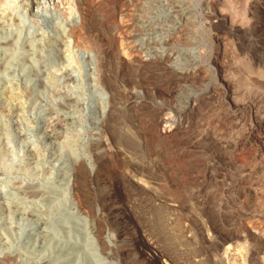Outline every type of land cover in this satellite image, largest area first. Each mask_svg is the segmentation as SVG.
Returning a JSON list of instances; mask_svg holds the SVG:
<instances>
[{
  "label": "rangeland",
  "instance_id": "obj_1",
  "mask_svg": "<svg viewBox=\"0 0 264 264\" xmlns=\"http://www.w3.org/2000/svg\"><path fill=\"white\" fill-rule=\"evenodd\" d=\"M140 1L0 0V44L14 39L26 47L28 41L45 45L62 39L60 55L48 66L54 90H24L27 77L13 83L11 113L0 125V264L20 261L25 233L33 250L41 251L45 245L37 237L52 233L48 223L57 219L55 232L78 239V249L85 246L84 235L94 239L96 254L79 257L91 264H264V106L251 104L254 93L264 94V0H227L236 14L232 26L228 20L212 25L221 18L219 7L227 6L224 0ZM151 18H166L168 24L136 27ZM84 21L93 29L80 37ZM172 23L179 26L177 43H160ZM69 26L79 37L66 34ZM87 37L96 45L83 46ZM217 40L233 47L228 56L217 51L224 64L212 79L203 73L214 68L211 47ZM122 46L129 55L119 53ZM243 62L254 70L248 76L250 97L239 104L243 110L234 111L222 88L246 74ZM95 79L107 94L104 116ZM63 101L74 103L76 113L59 110ZM70 119L77 120L78 157L70 174L85 167L82 181L74 175L61 181L60 169L70 159L62 152L63 133L47 138ZM31 184L37 193L53 189L57 201L64 190L70 192L41 227L34 214L44 210L39 197L21 191ZM8 241H13L9 254L3 251Z\"/></svg>",
  "mask_w": 264,
  "mask_h": 264
},
{
  "label": "bare ground",
  "instance_id": "obj_2",
  "mask_svg": "<svg viewBox=\"0 0 264 264\" xmlns=\"http://www.w3.org/2000/svg\"><path fill=\"white\" fill-rule=\"evenodd\" d=\"M136 2H138V1H140V0H135ZM163 1V0H162ZM169 1V0H168ZM224 1H226V2H224V3H226L227 4V6L225 7H223V8H220L219 7V9H221L220 10V12H221V18L218 20V21H216L215 23L213 22V24L212 25H215V24H221V22H219V21H226V20H228V22L227 23H229V24H231V26L233 25V24H235L236 23V14H235V12H234V9H233V5H231V3L229 2H227V0H224ZM133 2H134V0H133ZM135 2V3H136ZM141 2V1H140ZM154 2V1H153ZM156 2V1H155ZM161 2V1H160ZM182 2V1H181ZM220 3V2H219ZM165 4V3H164ZM170 4V3H169ZM146 5V4H145ZM144 6V5H143ZM185 6V5H184ZM219 6V5H218ZM221 6H223V5H221ZM139 7V6H138ZM147 7V6H146ZM156 7H157V5H156ZM174 7V6H173ZM150 8H152V6L150 7ZM154 8V7H153ZM167 8V7H166ZM171 8V7H170ZM134 9V8H133ZM157 9H160L159 7L157 8ZM156 9V10H157ZM174 9V8H173ZM233 9V10H232ZM243 9V8H242ZM242 9H241V11H242ZM125 10V9H124ZM135 10H138V9H135ZM149 10V9H148ZM147 10V11H148ZM152 10V9H151ZM155 10V9H154ZM155 10V11H156ZM127 11V10H126ZM143 11V10H142ZM141 11V12H142ZM154 11V12H155ZM139 12H140V10H139ZM140 12V13H141ZM173 12V11H172ZM137 13V12H136ZM140 13H138V14H140ZM150 13H152V12H150ZM181 13V12H180ZM186 13V12H185ZM189 13H191V12H189ZM237 13H238V11H237ZM143 14V13H142ZM141 14V15H142ZM153 14V13H152ZM174 14V13H173ZM159 15H161V14H159ZM192 15V14H191ZM145 16V15H144ZM158 16V15H157ZM156 16V17H157ZM139 17V16H138ZM142 17V16H141ZM148 17H149V15H148ZM193 17V16H192ZM153 18V17H152ZM148 19V20H146V21H143L142 23H140V24H138L136 27L137 28H139V30H142L143 28H147V27H150V26H153V25H155V26H166V23L168 22H165V20H166V18H160V19H157V18H155V19ZM243 18V17H242ZM146 19V18H145ZM138 20V19H137ZM143 20V19H142ZM141 20V21H142ZM173 20V19H172ZM239 20V19H238ZM245 20V19H244ZM87 21V20H86ZM181 21V20H180ZM191 21V20H190ZM195 21V20H194ZM224 21V22H225ZM242 21V20H241ZM136 22V21H135ZM225 22V23H226ZM239 22V21H238ZM136 23H139V22H136ZM183 23V22H182ZM185 23H186V21H185ZM188 23V22H187ZM83 24V26H81V28H80V32H79V36L81 37L82 35L81 34H83L84 36L85 35H88L89 33L88 32H90V31H92L91 29H93V28H91L92 26L90 25V23H88V22H83L82 23ZM168 24V23H167ZM173 24V26H171V27H169V26H167V29H165V31L162 33L161 32V34H160V43L161 42H165L166 44H168L169 42L170 43H172L171 41H174L175 43H177L176 42V29L177 28H179V26H176L175 25V23H172ZM243 24H244V21H243ZM246 24H247V22H246ZM134 25V24H133ZM178 25V24H177ZM182 25V24H181ZM190 25H191V23H190ZM242 25V24H241ZM248 25V24H247ZM216 26V25H215ZM243 26V25H242ZM249 26V25H248ZM133 27V26H132ZM230 27V26H229ZM91 28V29H90ZM151 28V27H150ZM192 28H193V26H192ZM232 28V27H231ZM76 29V28H75ZM75 29H73L72 28V26H69V29H67V33L66 34H68V35H72L73 37H74V35L75 36H78V35H76V34H78V33H76V34H74L75 33ZM134 29H135V27H134ZM182 29V28H181ZM189 29V28H188ZM191 29V28H190ZM190 29H189V32H190ZM198 29V28H197ZM63 30V29H62ZM133 30V29H132ZM151 30V29H150ZM185 30V29H184ZM114 31V30H113ZM196 31V30H195ZM195 31H193V33L195 32ZM191 32H192V30H191ZM190 32V33H191ZM88 33V34H87ZM188 33V32H187ZM190 33H189V35H190ZM196 33V32H195ZM198 33V32H197ZM134 34V33H133ZM192 34V33H191ZM188 35V36H189ZM197 35V34H196ZM78 36V37H79ZM133 36V35H132ZM182 36V35H181ZM191 36V35H190ZM59 37H61V36H59ZM193 37V36H192ZM35 38V37H34ZM65 38V37H64ZM70 38H72L71 36H70ZM83 38V37H82ZM134 38V37H133ZM188 38H191V37H188ZM0 39H1V34H0ZM4 39V38H3ZM11 39V38H10ZM28 39V38H27ZM75 39V38H74ZM73 39V40H74ZM77 39V38H76ZM85 39V38H84ZM91 39H93V38H88L87 37V40H82V42H85V43H82V45L83 46H90V45H93V46H95L96 45V40L95 41H92ZM127 39V38H126ZM135 39V38H134ZM146 39V38H145ZM150 39V38H149ZM62 39H60V38H53L49 43H47V44H45V45H35L33 42H29L28 41V44H26V47L24 46V47H19L18 45H17V40H14V39H12V41H4L2 44H0V125H1V129H2V126H3V122H4V118L6 117V115H7V117H8V114H10L11 113V107H10V97H11V93H10V91L12 90V86H14V84L13 83H18V84H22V82L20 81V80H22L23 78H25V77H27L26 79H27V82L25 83L24 82V84H22V86L25 88L24 90H27L26 88L27 87H29V89H31L32 87H40V88H38V89H41V90H45V91H51L53 88H54V86H55V81L53 80V79H49L50 77H51V75L49 76V78H48V76L47 75H49L48 74V66L52 63V62H54L55 61V59H57V57H58V54H59V50H61L62 49V42H60ZM138 40V39H137ZM78 42V41H77ZM80 42V41H79ZM78 42V43H79ZM146 42V41H145ZM188 42V41H187ZM1 43V42H0ZM75 43V42H74ZM149 43V42H148ZM164 43V44H165ZM182 43V42H181ZM195 43V42H194ZM36 44H37V42H36ZM76 44V43H75ZM138 44V43H137ZM230 44V43H229ZM135 45V44H134ZM144 45V44H143ZM180 45V44H179ZM141 46V45H140ZM185 46V45H184ZM204 46V45H203ZM214 47L212 48L211 47V51L209 50V54H210V52H211V61H213V66L212 67H214L213 69L211 68V69H208L207 67H206V69L204 70L205 72L203 73V74H205V76L206 77H209V78H215L216 79V77L217 76H219V74H221V72L219 71V69H218V64L220 63H223L224 62V60H222L221 61V58L219 59V57H218V52L219 51H221V53L222 54H227V53H225V52H227V50H229V48L231 49V44L230 45H228V43L226 44V43H220V42H218V40L214 43V45H213ZM76 47H77V45H76ZM121 47V46H120ZM119 47V48H120ZM123 47V46H122ZM150 47V46H149ZM195 47V46H194ZM233 47V46H232ZM237 47V46H236ZM97 48V47H96ZM128 48V47H127ZM175 48V47H174ZM187 48V47H186ZM193 48V47H192ZM238 48V47H237ZM95 49V48H94ZM102 49V48H101ZM138 49V48H137ZM143 49V48H142ZM196 49V48H195ZM195 49H193V50H195ZM201 49H203V48H201ZM87 50V49H86ZM90 50H92V49H90ZM98 50V49H97ZM185 50V49H184ZM188 50H190V49H188ZM192 50V49H191ZM192 50V51H193ZM99 51V50H98ZM117 51V50H116ZM115 51V52H116ZM129 51V50H128ZM127 50H126V48H121V50H120V52L119 53H122L123 55L124 54H128L129 55V52H128ZM186 51H187V49H186ZM185 51V52H186ZM200 51V50H199ZM204 51V49L203 50H201V52H203ZM218 51V52H217ZM231 51V50H230ZM194 52V51H193ZM233 52H234V50H233ZM133 53V52H132ZM186 53H189V51L188 52H186ZM204 53V52H203ZM101 54H102V52H101ZM118 54V53H117ZM116 54V55H117ZM183 54V53H182ZM202 54V53H201ZM60 55V54H59ZM130 55H136L135 53H133V54H130ZM138 55V54H137ZM154 55V54H153ZM235 55V54H234ZM138 56H140V55H138ZM188 56H190V55H188ZM193 56V55H192ZM197 56H199L200 57V55H197ZM226 56H228V54L226 55ZM238 56V55H237ZM117 57V56H116ZM131 57V56H130ZM129 57V58H130ZM225 57V56H224ZM231 57V56H230ZM99 58V57H98ZM103 58V57H102ZM105 58V57H104ZM118 58V57H117ZM141 58V57H140ZM167 58V57H166ZM185 58V57H184ZM227 58V57H226ZM225 58V59H226ZM229 58V57H228ZM227 58V59H228ZM234 59H236V58H234ZM100 60H101V58H100ZM109 60V59H108ZM128 60V59H127ZM133 60V59H132ZM140 60V59H139ZM158 60V59H157ZM229 60V59H228ZM227 60V61H228ZM237 60V59H236ZM171 61V60H170ZM195 61V60H194ZM230 61V60H229ZM162 62V61H161ZM166 62V61H165ZM235 62V61H234ZM212 63V62H211ZM245 63H247V62H243V64H244V66H243V69H244V71H245V73L246 74H242V75H235V77L233 76V78H234V83H230V84H225L226 86H224L223 88H222V92H223V94L225 95V96H229V97H226V98H228L227 100H225V103H226V106L227 107H232V110H234V111H237L238 109H241L242 107H240V103L242 102H244V100L245 99H248L247 100V102L249 101V92H250V86H249V75H250V73L252 72V71H254L249 65H247V64H245ZM136 64V63H135ZM164 64V63H163ZM224 64V63H223ZM222 64V65H223ZM240 64V63H239ZM99 65V64H98ZM97 65V66H98ZM131 65V64H130ZM208 65H210V64H208ZM132 66V65H131ZM130 66V67H131ZM169 66V65H168ZM99 67V66H98ZM98 67H96V68H98ZM163 68V67H162ZM210 68V67H209ZM135 69V68H134ZM200 69V68H199ZM98 70V69H97ZM157 70V69H156ZM181 70H182V68H181ZM256 71V70H255ZM181 74H183L184 72L183 71H179ZM190 72V71H189ZM203 72V71H202ZM202 72H201V74H202ZM258 71H256L255 73H257ZM177 73V72H176ZM187 73V72H186ZM255 73H253V74H255ZM259 73V72H258ZM257 73V74H258ZM66 74V73H65ZM198 74V73H197ZM237 74V73H236ZM240 74V73H239ZM263 74V73H262ZM184 75V74H183ZM256 75V74H255ZM65 76V75H64ZM67 76V75H66ZM185 76H187V75H185ZM193 76H195V75H193ZM198 76V75H197ZM204 76V75H203ZM204 76V77H205ZM249 76V77H248ZM253 76V75H252ZM170 77V76H169ZM178 77H180V76H178ZM222 77H224V76H222ZM54 78H55V76H54ZM101 79H102V77H100ZM183 78V77H182ZM188 78V77H187ZM202 78V77H201ZM200 78V79H201ZM25 79V80H26ZM203 79V78H202ZM205 79H207V78H205ZM211 79V80H212ZM215 79H214V81H215ZM232 79V78H231ZM171 80V79H170ZM63 81V80H62ZM95 81H96V83H95V90L97 91V94L101 97V100H103L104 99V101H103V103L102 104H105L104 106H103V110H102V113H101V115L102 116H104L106 113H107V103H106V99H107V94L105 93V91H104V88H103V85H102V82H101V80H99V79H95ZM72 82V81H71ZM196 82V81H195ZM199 82V81H198ZM201 82V81H200ZM199 82V83H200ZM64 83V82H63ZM107 83V82H106ZM203 83V82H202ZM212 83V82H211ZM13 84V85H12ZM17 84V85H18ZM104 84V83H103ZM109 84V83H108ZM219 84V83H218ZM57 85V84H56ZM106 85V84H105ZM59 86V85H58ZM111 86V85H110ZM220 86H222V85H220ZM253 86V85H252ZM63 87H64V85H63ZM218 87V86H217ZM21 88V87H20ZM55 88H57V87H55ZM213 88V87H212ZM221 88H220V90H219V93H220V91H221ZM22 89V88H21ZM54 90V89H53ZM254 90V89H253ZM256 90V89H255ZM44 91V92H45ZM59 91V90H58ZM12 92V91H11ZM30 92V91H29ZM33 92V91H32ZM56 92V91H55ZM216 92H217V90H216ZM26 93V92H25ZM5 94L7 95L6 97H5ZM45 94V93H44ZM47 94V93H46ZM45 94V95H46ZM255 94V100L256 101H253L251 104H253L254 102V104H253V106H255V107H259L260 105L261 106H264V94L262 93V91H260V92H256V93H254ZM49 95H50V93H49ZM63 95V94H62ZM223 95V96H224ZM56 96V95H55ZM246 97H248V98H246ZM254 96H253V94H252V98H253ZM12 98V97H11ZM65 97H63V99H64ZM251 98V99H252ZM13 99V98H12ZM251 99H250V101H251ZM58 100V99H57ZM56 100V101H57ZM12 101H14V100H12ZM61 101V100H60ZM78 102V101H77ZM105 102V103H104ZM60 103V102H59ZM63 103H64V101H63ZM62 103V104H63ZM241 103V104H242ZM250 103H249V105H250ZM65 104V105H64ZM63 105H64V107L63 106H61L60 107V109L59 110H63V108H68V109H70L71 111H74V113H76L75 111H77V110H75V104L74 103H64ZM245 104V103H244ZM263 104V105H262ZM56 105V104H55ZM57 106H59V105H57ZM54 108V107H53ZM248 108V107H247ZM227 109V108H226ZM244 109V106H243V108H242V110ZM255 109V108H254ZM253 109V110H254ZM261 110V109H260ZM250 111V110H249ZM255 111V110H254ZM239 112V111H238ZM257 112V111H256ZM258 112H259V110H258ZM262 112V111H261ZM14 113V112H13ZM73 113V112H72ZM254 113V112H253ZM238 114V113H237ZM241 114H242V111H241ZM249 114V113H248ZM59 115V114H58ZM58 115H56L57 117H58ZM79 117V116H78ZM67 118V117H66ZM74 118V117H73ZM64 119V118H63ZM76 119V118H75ZM61 120V119H60ZM59 120V121H60ZM2 121V122H1ZM68 121V120H67ZM77 121V120H76ZM76 121L74 120V122H73V120H71L70 119V122H66V121H64V124H67V126L66 125H59V130L58 129H55V130H50V133L49 134H47V138H50V140H52L53 138H59V136H60V134H62L63 136H61V137H63V139H64V141H63V146H62V152H63V150H65L66 151V153L68 154V156L67 157H69L70 159H68L69 161H67V164H66V166H64V167H60L61 169V175H63V177H61V176H59V177H61V181H63V180H67V182L69 181V179H70V176H73V175H71L70 174V171H72L71 169H74L75 167H73L74 165L73 164H75L78 160H77V156H76V152H75V150H74V142H75V134H74V126H76L75 124H76ZM61 122V121H60ZM66 122V123H65ZM54 126V125H53ZM66 126V128L64 129V131L65 132H61V131H63L62 130V128L63 127H65ZM261 126V125H260ZM56 127V126H55ZM5 129V128H4ZM3 129V130H4ZM53 129V128H52ZM49 131V130H48ZM47 131V132H48ZM46 132V133H47ZM76 132V131H75ZM123 135V134H122ZM78 136V135H77ZM61 137H60V139H61ZM52 138V139H51ZM250 138V137H249ZM49 140V141H50ZM77 140H78V138H77ZM57 142V141H56ZM234 142V141H233ZM59 144V143H58ZM54 145V144H53ZM53 145H52V147H53ZM58 147V146H57ZM38 151V150H37ZM34 152V151H33ZM61 152V153H62ZM65 153V152H64ZM31 154V153H30ZM79 154V153H78ZM2 158V157H1ZM29 158V157H28ZM30 159H32V158H30ZM0 161H3V160H0ZM69 162V163H68ZM26 164H28V166H30V163H32V161L30 160H27V162H25ZM21 164V163H20ZM79 164H80V162H79ZM1 165V164H0ZM73 165V166H72ZM78 165V164H77ZM83 165V164H82ZM75 166H76V164H75ZM80 166V165H79ZM79 166H77V167H79ZM2 167V166H1ZM72 167V168H71ZM76 167V168H77ZM81 168H78L77 170H76V175L77 176H79V180L80 181H82V180H84L85 179V177H87L86 176V171H85V167H83V166H80ZM73 172H75V169L72 171V173ZM88 173V172H87ZM77 176H75L74 175V177H76V178H78ZM87 179V178H86ZM77 181V180H76ZM79 181V182H80ZM22 182V181H21ZM24 182V181H23ZM23 184V183H22ZM58 185H59V182L57 183ZM70 184V183H69ZM75 184V183H74ZM81 184H82V182H81ZM32 185V184H31ZM42 185V184H41ZM83 185V184H82ZM10 186V185H9ZM16 186V185H15ZM33 186L34 185H32V187L31 186H29L28 188L27 187H25V188H22L21 189V191L22 192H24V193H28L29 194V196L32 198V197H34L35 198V196L36 197H39V199H38V201H39V203L42 205L41 207H42V209H44L42 212L41 211H35L34 212V214L36 215H34L33 214V216H35L36 217V224L35 225H37L38 227L40 226H43L45 223L47 224L48 222H46V221H48L46 218L47 217H51V218H53V216L56 214V213H58L59 212V210H60V208H63V206H62V204H59L58 203V201H61V200H64V202H67V200H68V195H69V191L68 190H64L61 194H60V199L57 201L56 200V197H55V193L53 192V189H51V188H49V187H46V190L45 189H43V190H39L40 191V193H37L38 191H35L36 189H34L33 188ZM38 186V185H37ZM62 186V185H61ZM72 186H73V184H72ZM77 186V185H76ZM42 187V186H41ZM82 187V186H81ZM64 188V187H63ZM79 188H80V186H79ZM83 188V187H82ZM11 189V188H10ZM14 189V188H13ZM18 191V190H17ZM16 191V192H17ZM73 191H74V189H73ZM15 192V193H16ZM20 192V191H19ZM18 193V192H17ZM18 196V195H17ZM16 196V197H17ZM22 196V195H21ZM71 196V195H70ZM15 197V198H16ZM23 197V196H22ZM18 198H19V196H18ZM4 200V199H3ZM36 201V200H35ZM15 202V201H14ZM21 202V201H20ZM25 202V201H24ZM16 203V202H15ZM32 204V203H31ZM77 204V203H76ZM76 204H72L73 205V209L75 208V210H76V208H78V205H76ZM36 205V204H35ZM66 205V204H65ZM17 206V205H16ZM22 206V205H21ZM75 206H77V207H75ZM27 207V206H26ZM25 207V208H26ZM40 207V208H41ZM69 207V206H68ZM38 208H39V206H38ZM39 208V209H40ZM65 208V207H64ZM69 208H71V207H69ZM17 209V208H16ZM22 209H23V207H22ZM13 210V209H12ZM229 210V209H228ZM66 211V210H65ZM22 212V211H21ZM20 212V213H21ZM68 213V212H67ZM11 214V213H10ZM14 214H15V212H14ZM30 215V214H29ZM6 216H7V214H6ZM43 217H46V218H44V219H46V221H44V219H43ZM7 218H8V216H7ZM6 219V218H5ZM78 219V218H77ZM54 221V220H53ZM84 221V220H83ZM5 222V221H4ZM58 223L59 224V220L57 219V221H54V223ZM76 222V221H75ZM54 223H52L51 222V224L49 225V223H48V229H49V232H52V233H48V231L46 232L47 234H44L43 236H41V238H40V236L39 237H37V239L39 238V241H41V242H43L44 244L43 245H45L44 246V248H41V251H38L37 253L33 250V246L32 245H30L28 242H27V240H28V234L27 233H25L24 234V236H23V239H22V245L24 246V251H23V254L21 255V254H19L18 252L20 251H18V249L16 248L14 251L15 252H17L19 255H21L19 258H18V260L20 259V261H18L17 262V264H40L39 262H36V261H40V259H39V257H41V256H44L45 257V259L47 258V263H44L45 261H43V263L41 262V264H71L72 263V260H71V255H73V254H75V253H77L76 254V256H78V258L76 259V260H74L73 261V263L74 264H91V263H89V261L87 260V258H86V260L88 261H86L85 259H79V257H81V255L80 254H85V253H88L89 252V255L91 254H96V246H95V243L93 242L94 241V239H91V237L89 236V234H86V233H84V234H86V235H84V237H83V242L85 243V246H83L82 244V248H77V246H78V239L77 240H72V237H71V235H69L68 233L67 234H59V233H56L55 232V229H54ZM3 224V223H2ZM34 224V223H33ZM16 225V224H15ZM79 225V224H78ZM80 226V225H79ZM15 227V226H14ZM45 227V226H44ZM17 228V227H16ZM61 228V227H60ZM84 228V227H83ZM70 229V228H69ZM6 230V229H5ZM8 230H10V229H8ZM12 230V229H11ZM37 230V229H36ZM41 230H44V229H42L41 228ZM64 230V229H63ZM56 231H57V229H56ZM73 231V230H72ZM7 232V231H6ZM43 232V231H42ZM45 232V231H44ZM64 232H66V231H64ZM77 232V231H76ZM84 232V231H83ZM40 233H41V231H40ZM74 233V232H73ZM80 233V232H79ZM78 233V234H79ZM37 234H38V232H37ZM81 234V233H80ZM20 235V234H19ZM94 235V234H93ZM79 237V236H78ZM2 238V237H1ZM4 238V237H3ZM96 238V237H95ZM41 239V240H40ZM4 240V239H3ZM2 240V241H3ZM12 240H13V238H12ZM29 241V240H28ZM12 242L13 241H11V242H9L8 241V244L7 243H4V244H7V246L6 247H4L5 248V250H3V251H7V253L9 254V252H10V246L12 245ZM17 242V241H16ZM15 242V243H16ZM52 242H54L55 243V245H52ZM21 243V242H20ZM19 243V244H20ZM27 243V244H26ZM26 244V245H25ZM60 244V245H59ZM16 245H18V243L16 244ZM0 246H2L1 244H0ZM73 246H75V248H73V249H71ZM37 247V246H36ZM64 247H66L67 248V250H69L68 252H66V253H64L65 251H63L64 250ZM80 247V246H79ZM10 248V249H9ZM14 248H15V246H14ZM66 248H65V250H66ZM77 248V249H76ZM76 249V250H75ZM83 249V250H82ZM9 251V252H8ZM14 251H12L13 253H14ZM75 251V253H73ZM11 252V253H12ZM79 252V253H78ZM4 254H5V252H3ZM11 253H10V256H11ZM62 253H63V255H62ZM14 255V254H13ZM2 256V255H1ZM0 256V257H1ZM6 256V255H5ZM5 256H3V258H5ZM9 256V255H8ZM2 258V257H1ZM15 259H16V256L14 257ZM92 258V257H91ZM42 259V258H41ZM89 259V258H88ZM96 259V258H95ZM6 260H7V257H6ZM11 260H13L14 261V259H12L11 258ZM10 260V261H11ZM1 261V260H0ZM92 261V260H91ZM98 260H96V262H95V260H94V262L92 261V264L93 263H95V264H98L99 262H97ZM15 262V261H14ZM102 262V261H101ZM104 262V261H103ZM1 263V262H0ZM8 264H10V263H8Z\"/></svg>",
  "mask_w": 264,
  "mask_h": 264
}]
</instances>
